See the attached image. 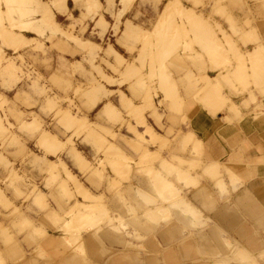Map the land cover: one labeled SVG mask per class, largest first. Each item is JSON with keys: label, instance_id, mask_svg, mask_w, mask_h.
<instances>
[{"label": "rangeland", "instance_id": "1", "mask_svg": "<svg viewBox=\"0 0 264 264\" xmlns=\"http://www.w3.org/2000/svg\"><path fill=\"white\" fill-rule=\"evenodd\" d=\"M27 1L0 0L5 11L0 8V29L5 26L18 33L35 32L28 35L33 39L20 43L18 48L5 45L0 38V167L5 173L0 186L26 205L36 206L34 199L41 195L42 199L38 197L36 201L42 205L43 200V209L51 212L48 218L52 227L59 229L66 217L67 222L60 229L73 243H78L82 232H99L116 220L99 204L102 201L94 199L90 203L92 197L87 196L90 181H94V187L103 183L109 178L108 171L113 176L109 192L128 185L129 190L135 189L145 197L139 187L140 177H146L155 188L158 197L146 195L147 201L143 202L155 204L154 211L145 212L151 226L159 225L160 213L163 220L170 216L163 206L167 202L182 206L183 213L194 215L191 205H183L187 203L184 200L176 203L168 188L170 183L175 187L183 183V187H177L181 195L184 190L197 187L199 182L190 178L202 166L196 152L199 141L192 134L184 137L188 125L182 111L184 99L179 93L193 97L212 116L219 111L223 113L225 106L230 114L238 116L239 110L221 92L243 95L248 88L253 90L250 104L255 105V111L264 110V48L250 54L246 49L240 51V44L246 43L241 39L243 30L250 31L252 23L248 19L252 12L247 1L97 0L100 7L95 9V0H66L64 12L60 7L61 11L56 10L57 0H34L54 13L58 25L55 31L44 26V30L37 29L42 27L41 15ZM255 1H262L264 7V0ZM168 4L173 8L164 16L163 9ZM205 11H208L207 25L203 28L197 17H203ZM236 12L247 15L240 26L242 30H236L231 18ZM99 19L105 22L104 27L98 24ZM126 23L142 33L123 34ZM81 42H85L83 46L89 43V48L83 49ZM5 48L14 55L4 53ZM110 49L121 54V65ZM203 59L209 63L207 70L219 73L216 79L202 75ZM246 59L251 65L247 77L243 75ZM188 63L190 66L186 67ZM9 64L15 67L11 75L6 71ZM6 65L7 69L2 71ZM127 67L131 72H125ZM187 68L193 74L186 73ZM224 71L229 73L221 77ZM5 78L8 83L3 82ZM171 78L177 80L175 85ZM120 92L129 99L125 104L119 99ZM107 102L116 109L115 113L110 112L111 118L102 112ZM129 102L134 108H128ZM75 120L79 123L85 120L90 128L78 126ZM41 134L53 137L50 146L53 143L54 146H40ZM186 140L187 144L193 142L195 150L186 152ZM187 154L194 156L193 161L176 158ZM123 168L127 172L121 173ZM215 169L205 171L212 176ZM78 189L84 190L83 194ZM1 199L4 197L0 191ZM59 200L65 205L66 212L62 210V215L52 209L57 210ZM13 206L9 204L6 209ZM19 210L13 211L21 214ZM118 225L116 231L129 235L127 224L118 222ZM239 252L235 254L236 260L248 259Z\"/></svg>", "mask_w": 264, "mask_h": 264}, {"label": "crops", "instance_id": "2", "mask_svg": "<svg viewBox=\"0 0 264 264\" xmlns=\"http://www.w3.org/2000/svg\"><path fill=\"white\" fill-rule=\"evenodd\" d=\"M246 1L252 12L248 18L252 19V23L250 31L243 30L241 39L246 43L244 46L240 44V51L246 49L250 54L264 48V7L262 1ZM1 6L2 3L0 8L4 11ZM243 12H247L246 8ZM207 14L208 11H205L203 17H197V20H201L198 24L203 28L207 25ZM246 16L233 13L231 18L237 25L236 30H242L240 26ZM39 18L40 15L37 21ZM41 26L37 29L44 30ZM225 28L228 30L227 26ZM34 33L21 30L18 34L25 39H33L28 35ZM227 35L231 37L229 33ZM2 51L14 55L9 48ZM203 61L205 67L202 75L209 80L216 79L219 73L207 70L209 63H206V59ZM244 62L245 76L250 73L247 69L251 65L248 59ZM190 69L187 68L185 72L193 74ZM228 73L221 72L220 76ZM171 80L175 85L177 80ZM3 82L8 83V80L5 78ZM155 89L156 94L157 83ZM246 89L247 94L243 95L221 92L239 110L238 116L230 114L226 106L223 113L219 111L212 116L193 97L179 93L181 100L184 99L182 111L188 125L184 137L192 134L199 141L196 152L202 166L190 178L199 182L197 187L186 189L181 195L177 187H183V183L176 187L170 183L168 188L171 198L175 202H187L194 209V215L183 213L182 206L175 207L167 202L163 206L170 217L163 220L164 215L160 213L159 225L151 226L145 212L154 211L155 204L143 203L146 200L135 189L129 190L128 185L117 192H109L113 176L108 171L109 178L106 177L103 183H97L94 187V181H90V203H94V199L102 201L99 204L120 221L103 226L99 232H82L78 243H73L67 241L66 233L60 229L67 222L66 217L59 224V229H54L48 218L51 212L43 209V200L42 205L36 201L41 195H36L34 199L36 206L31 203L26 205L21 198L16 200L11 191L0 186L4 197L0 200V264H253V260L256 264H264V110L255 111V105L250 104L254 97L251 95L253 90ZM186 141L185 145L189 142ZM186 149V152L195 150L193 142L187 144ZM182 157L176 158L188 162L193 161L194 156L187 154ZM207 168H216L217 175L214 173L213 177L210 176L205 171ZM121 171L124 173L126 170L123 168ZM139 179L141 192L156 199L155 188L147 178ZM4 180L5 173L0 167V181ZM77 202L84 203L81 200ZM12 203L13 208L6 209ZM19 208L21 214H16L13 210ZM52 209L60 215L62 210L66 212L60 200L57 210ZM118 222L127 224L129 235L122 230L116 231ZM238 250L244 252L248 259L241 262L236 260Z\"/></svg>", "mask_w": 264, "mask_h": 264}, {"label": "bare ground", "instance_id": "3", "mask_svg": "<svg viewBox=\"0 0 264 264\" xmlns=\"http://www.w3.org/2000/svg\"><path fill=\"white\" fill-rule=\"evenodd\" d=\"M25 2L27 1V0H24ZM29 1V3L30 4H33V8H34V10H37L38 12H39V14L41 15V18H40V20H41V23H42V25L44 26V27H46L48 30H58V25H57V23H56V21H55V19H54V13L53 12H51V10L49 9V7H45L44 5H40V4H38V3H36L34 0H28ZM27 1V2H28ZM58 1V6L56 7V5L52 8V9H56V8H58V7H60L61 9H63V11L65 12V11H67V1L66 0H57ZM54 2V1H53ZM94 3V2H93ZM87 5V4H86ZM100 4H99V2H97V0H95V4H94V8L96 9V8H99L100 6H99ZM56 7V8H55ZM172 8H173V6L170 4H168V5H166L165 6V8L163 9V15L165 16L167 13H169L171 10H172ZM178 8H179V6H178ZM61 9H56V10H60L61 11ZM91 10V9H90ZM59 11V12H60ZM162 14V13H161ZM162 16V15H161ZM160 18H162V17H160ZM99 20H100V22H99ZM98 21H97V23L98 24H104L105 22L102 20V19H99ZM159 22V21H158ZM12 27H14V25H11ZM103 26V25H102ZM104 27V26H103ZM0 33H1V39H2V42L5 44V45H8V46H14L15 45V47L14 48H18L19 46H20V43L22 44V43H27V39H25V37L24 36H22L21 34H16L12 29H8L7 27H3V28H1L0 29ZM140 33H142L141 31H139V29L138 28H136L134 25H131V24H129V23H126V26H125V29H124V32H123V34H125V35H128V36H139L140 35ZM142 35H144V34H142ZM141 37V36H140ZM73 39H75V37H73ZM85 42H87V41H85ZM85 42L84 43H82V48L83 49H85V47H87V48H89L88 47V44H87V46H83V45H85ZM90 46V45H89ZM86 48V49H87ZM111 51V53H112V55H113V57L115 58V60H116V62H118V65H121L122 63H123V57H121V54H118L115 50H113V49H110ZM217 54V53H216ZM215 54V55H216ZM7 69V68H6ZM13 69H15V67H14V65L13 64H11L10 66H9V68H8V70H6L7 71V74L8 75H10V73H13L12 71H13ZM125 72L126 73H129V72H131V70L129 69V67H127L126 69H125ZM103 78H104V76H103ZM100 87V86H99ZM176 91V90H175ZM92 92V91H91ZM93 92H94V90H93ZM98 92V91H97ZM177 92V91H176ZM213 92H214V90H213ZM89 93H90V91H89ZM95 93V92H94ZM93 93V94H94ZM120 94V101H121V103L122 104H125L126 103V101H129V99L125 96V94L123 93V92H120L119 93ZM170 94V93H169ZM173 94H176L175 92L173 93ZM172 94V95H173ZM171 95V96H172ZM213 95V94H212ZM211 96V95H210ZM212 97V96H211ZM219 98V97H218ZM178 99V98H177ZM212 99H213V97H212ZM180 100V99H179ZM213 100H215L216 101V99H213ZM172 101V100H171ZM210 101H212V100H210ZM214 101V102H215ZM93 104V103H92ZM127 106H129L128 108H130V107H133L132 106V104H131V102H129V104L127 105ZM135 106V105H134ZM136 107V106H135ZM134 108V107H133ZM231 108H232V106H231ZM136 109V108H135ZM115 111L116 109H115V107L110 103V102H107L106 104H104V106H103V108H102V112L107 116V117H109V114H110V112L111 111ZM113 111V112H114ZM115 113V112H114ZM113 113V114H114ZM112 114V115H113ZM69 115V114H68ZM72 118H74V117H72ZM109 118H111V117H109ZM64 119V118H63ZM67 119H69L68 117H67ZM70 119H71V117H70ZM64 120H66V119H64ZM60 121H61V119H60ZM70 121V120H69ZM77 120H75V123H77L78 124V126H79V124L80 125H83V126H86L87 128H90V127H88L89 126V124H88V122H86L85 120L83 121V122H81V123H79V121L78 122H76ZM63 122V121H62ZM66 123H68L67 121H66ZM64 124V123H63ZM68 124H70L71 126H72V123H71V121H70V123H68ZM69 125V126H70ZM73 125H74V123H73ZM42 135V134H41ZM43 136V135H42ZM42 139V140H41ZM52 139H54L53 137H51V136H49V135H47V134H45V136H43V137H41L40 138V146H43V148H51L52 146H54L53 144H51V146H50V143L51 142H53L52 141ZM56 141V140H55ZM74 153H76L77 154V151H74ZM76 159L77 160H79V158L76 156ZM65 167V166H64ZM66 173V172H65ZM69 174V173H68ZM66 175H67V173H66ZM69 176V175H68ZM67 176V177H68ZM69 178H71V177H69ZM69 180V179H68ZM72 180H73V178H72ZM74 182V181H73ZM158 186V185H157ZM163 187H158V189H162ZM164 189V188H163ZM166 189V188H165ZM81 190V193L84 191V190H82V189H78V192ZM169 190V189H168ZM160 191H163V190H160ZM165 191H167V190H165ZM161 193V192H160ZM79 194H80V192H79ZM83 194V193H82ZM85 194H86V192H85ZM88 194V193H87ZM139 194V196H141L140 195V192L138 193ZM142 194V193H141ZM82 196H84V195H82ZM88 197H90L89 195H87ZM145 197H143L144 198V200H146L147 201V198H146V195H144ZM84 197H86V196H84ZM91 198V197H90ZM87 199V198H86ZM174 202V201H173ZM180 202V201H179ZM178 202V203H179ZM182 203H183V201H181ZM177 203V202H176ZM175 203V204H176ZM173 204V203H172ZM187 205L188 203H184L183 205ZM81 205V204H80ZM92 206V205H91ZM175 206V205H174ZM176 207V206H175ZM92 208H94V207H92ZM166 209V208H165ZM91 210V209H90ZM93 210V209H92ZM186 210H188V208L186 209ZM92 212V211H91ZM148 212V211H147ZM184 212H185V209H184ZM188 211H186V213H187ZM90 213V212H89ZM169 215V214H168ZM84 216H85V214H84ZM152 216H153V214H152ZM87 217V216H86ZM168 217H170V216H168ZM82 218V217H81ZM84 218V217H83ZM208 218V217H207ZM79 219V218H78ZM88 219H89V216H88ZM64 228V227H63ZM55 236V235H54ZM115 238V237H114ZM88 240V239H87ZM67 241H68V239H67ZM91 241V240H90ZM90 243V242H89ZM237 252H239V251H237ZM241 253H242V251H241ZM240 252L238 253V254H240V255H242ZM236 254V253H235ZM245 254V253H244ZM239 255V256H240ZM238 256V257H239ZM242 257V256H241ZM241 257H240V259H241ZM244 257V256H243ZM248 257V256H247ZM246 258V257H245ZM245 258H242L243 260H245ZM236 259H237V257H236ZM239 259V260H240ZM241 259V260H242ZM247 259V258H246ZM240 260V261H241ZM242 260V261H243ZM254 261V260H253ZM253 264H256L255 262H253Z\"/></svg>", "mask_w": 264, "mask_h": 264}]
</instances>
